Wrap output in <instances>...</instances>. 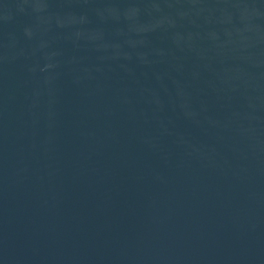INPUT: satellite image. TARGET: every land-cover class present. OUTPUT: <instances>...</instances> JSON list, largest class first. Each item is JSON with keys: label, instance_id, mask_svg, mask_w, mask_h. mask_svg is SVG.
<instances>
[{"label": "water", "instance_id": "1", "mask_svg": "<svg viewBox=\"0 0 264 264\" xmlns=\"http://www.w3.org/2000/svg\"><path fill=\"white\" fill-rule=\"evenodd\" d=\"M0 264H264V0H0Z\"/></svg>", "mask_w": 264, "mask_h": 264}]
</instances>
